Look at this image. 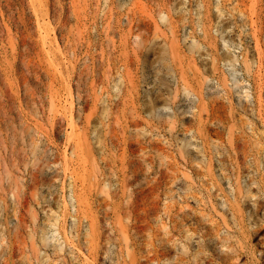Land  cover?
Segmentation results:
<instances>
[{"label": "rangeland", "instance_id": "rangeland-1", "mask_svg": "<svg viewBox=\"0 0 264 264\" xmlns=\"http://www.w3.org/2000/svg\"><path fill=\"white\" fill-rule=\"evenodd\" d=\"M213 5L0 0V264H264V76H205ZM219 5L264 62V0Z\"/></svg>", "mask_w": 264, "mask_h": 264}, {"label": "built area", "instance_id": "built-area-1", "mask_svg": "<svg viewBox=\"0 0 264 264\" xmlns=\"http://www.w3.org/2000/svg\"><path fill=\"white\" fill-rule=\"evenodd\" d=\"M211 1L214 4L211 11L214 17L210 30L214 35L219 36L221 46L218 49V58L214 67L209 59V54L200 52L203 69L209 70L205 76H224L229 86H236L240 80L247 84L248 81L245 76H264V62L258 58L252 34H249L244 39L234 40V37H232L234 30H238V28L235 27V23L229 24L228 16L243 19L249 15V12L238 11L234 8H223L219 5L221 0ZM193 13L197 14L198 10L194 8ZM237 26L241 31L251 33L253 30V24L249 19H244ZM262 27L264 28V22ZM184 30L190 32L192 28L187 25ZM184 30H182V33Z\"/></svg>", "mask_w": 264, "mask_h": 264}]
</instances>
